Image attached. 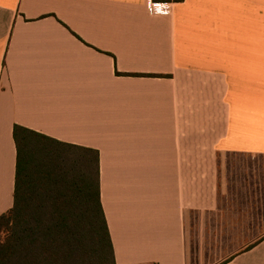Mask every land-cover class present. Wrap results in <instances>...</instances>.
I'll return each mask as SVG.
<instances>
[{"label": "crops", "instance_id": "0c3cea01", "mask_svg": "<svg viewBox=\"0 0 264 264\" xmlns=\"http://www.w3.org/2000/svg\"><path fill=\"white\" fill-rule=\"evenodd\" d=\"M0 0V217L17 127L100 153L116 264H264V0Z\"/></svg>", "mask_w": 264, "mask_h": 264}, {"label": "trees", "instance_id": "16d2710c", "mask_svg": "<svg viewBox=\"0 0 264 264\" xmlns=\"http://www.w3.org/2000/svg\"><path fill=\"white\" fill-rule=\"evenodd\" d=\"M14 136L17 187L0 217V264H116L99 151L22 127Z\"/></svg>", "mask_w": 264, "mask_h": 264}, {"label": "built area", "instance_id": "2783aa9c", "mask_svg": "<svg viewBox=\"0 0 264 264\" xmlns=\"http://www.w3.org/2000/svg\"><path fill=\"white\" fill-rule=\"evenodd\" d=\"M148 11L151 15H169L172 12L170 3L151 0L148 4Z\"/></svg>", "mask_w": 264, "mask_h": 264}]
</instances>
